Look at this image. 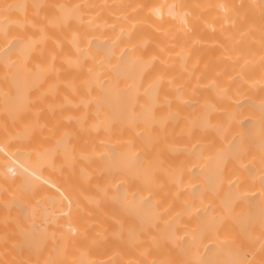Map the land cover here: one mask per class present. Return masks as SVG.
<instances>
[{
	"label": "bare ground",
	"instance_id": "obj_1",
	"mask_svg": "<svg viewBox=\"0 0 264 264\" xmlns=\"http://www.w3.org/2000/svg\"><path fill=\"white\" fill-rule=\"evenodd\" d=\"M0 264H264V0H0Z\"/></svg>",
	"mask_w": 264,
	"mask_h": 264
}]
</instances>
